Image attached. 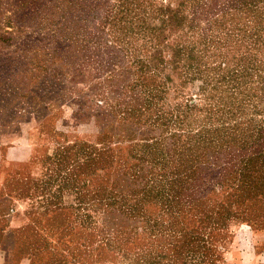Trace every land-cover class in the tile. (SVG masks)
I'll use <instances>...</instances> for the list:
<instances>
[{"label":"rangeland","instance_id":"obj_1","mask_svg":"<svg viewBox=\"0 0 264 264\" xmlns=\"http://www.w3.org/2000/svg\"><path fill=\"white\" fill-rule=\"evenodd\" d=\"M241 170L264 176V0H0L2 264H264Z\"/></svg>","mask_w":264,"mask_h":264},{"label":"trees","instance_id":"obj_2","mask_svg":"<svg viewBox=\"0 0 264 264\" xmlns=\"http://www.w3.org/2000/svg\"><path fill=\"white\" fill-rule=\"evenodd\" d=\"M180 14V9L179 10H175V12L172 14V18L176 17L177 18V15ZM182 19V17H181ZM179 51V50H178ZM175 56L176 57V60H183L182 58V54L181 52L179 51L178 54H176ZM187 59H190V57H188ZM192 61V59H190V62ZM178 67H182L180 64L178 65ZM141 77L137 80V82L135 83L134 87L132 88V92H134V94L136 93H145V96L143 98H139L138 96H133L131 101L126 103L127 104V111L126 113L128 114V116H137L138 114L141 113V109L144 107V106H147V102H150V98H152V95H151V91H147L146 88H148L150 86V82L147 80L146 76H145V70L142 68L141 70ZM98 122H100L98 120ZM101 125V124H99ZM255 173H259L261 175L260 172H252L251 174H248V171H243L241 170L240 173H238L236 176H238L237 179H239V182L240 181H243L247 176L252 178V180H254L255 182H261L259 183L260 186H264V184L262 182H264V176L263 177H260L259 174H256L254 176ZM248 174V175H247ZM264 175V174H263ZM257 214L253 213L248 215V219L254 220V216H256ZM252 216V217H251ZM250 217V218H249Z\"/></svg>","mask_w":264,"mask_h":264},{"label":"crops","instance_id":"obj_3","mask_svg":"<svg viewBox=\"0 0 264 264\" xmlns=\"http://www.w3.org/2000/svg\"><path fill=\"white\" fill-rule=\"evenodd\" d=\"M0 186H1V188H2V186H3V183H1V185H0ZM1 188H0V189H1ZM0 264H2V260H1V259H0Z\"/></svg>","mask_w":264,"mask_h":264}]
</instances>
